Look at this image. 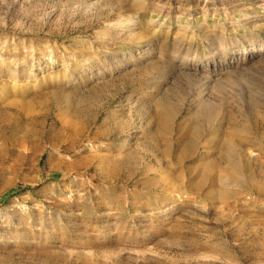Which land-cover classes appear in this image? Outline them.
I'll return each mask as SVG.
<instances>
[{"label": "rangeland", "instance_id": "rangeland-1", "mask_svg": "<svg viewBox=\"0 0 264 264\" xmlns=\"http://www.w3.org/2000/svg\"><path fill=\"white\" fill-rule=\"evenodd\" d=\"M0 264H264V0H0Z\"/></svg>", "mask_w": 264, "mask_h": 264}, {"label": "bare ground", "instance_id": "bare-ground-1", "mask_svg": "<svg viewBox=\"0 0 264 264\" xmlns=\"http://www.w3.org/2000/svg\"><path fill=\"white\" fill-rule=\"evenodd\" d=\"M237 154V153H236ZM236 156V155H235ZM227 167L221 170V178L223 179V181L225 182H234L236 183L237 180H241L240 179V174L243 173L240 170V166L234 162V161H230L229 163H226ZM244 178V177H242ZM247 179V177H246ZM245 180V179H244ZM236 181V182H235ZM243 181V180H242ZM173 186V185H171ZM176 186V185H175ZM181 187V186H180ZM171 188V187H170ZM180 189V188H179ZM166 192V191H165ZM182 194H180L181 196Z\"/></svg>", "mask_w": 264, "mask_h": 264}]
</instances>
